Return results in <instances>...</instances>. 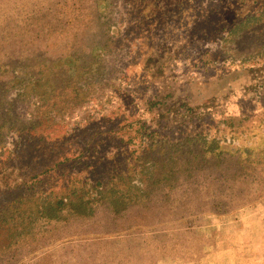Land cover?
I'll use <instances>...</instances> for the list:
<instances>
[{
    "label": "rangeland",
    "instance_id": "rangeland-1",
    "mask_svg": "<svg viewBox=\"0 0 264 264\" xmlns=\"http://www.w3.org/2000/svg\"><path fill=\"white\" fill-rule=\"evenodd\" d=\"M5 209L0 264H264V0H0Z\"/></svg>",
    "mask_w": 264,
    "mask_h": 264
},
{
    "label": "trees",
    "instance_id": "trees-1",
    "mask_svg": "<svg viewBox=\"0 0 264 264\" xmlns=\"http://www.w3.org/2000/svg\"><path fill=\"white\" fill-rule=\"evenodd\" d=\"M205 143V142H204ZM206 152L208 151H214V148H206L205 147ZM103 189L101 191H99V195L100 197H102L103 195ZM104 197V196H103ZM107 197V196H105ZM65 198H61L59 200H56L55 202H49V203H44L42 204V208L40 210H38L39 214H38V218L39 219H47V220H60V219H64V210L67 207H71L73 209V212L78 213L79 216H91L93 215L94 212V206L92 203V200L90 199H79L78 202H71L72 204H68L64 201ZM108 201L111 205V207L113 208V210H115L116 213H120L124 210H126L132 203H135L137 201V195L133 194L131 195V197L125 196V195H121V196H116L114 192L111 193V195L108 198ZM14 214L12 213V215H10V211L8 210H4L0 212V216H5V222H8L9 220H13L14 219ZM19 234H21V232H18L17 235H12L11 237H17Z\"/></svg>",
    "mask_w": 264,
    "mask_h": 264
}]
</instances>
